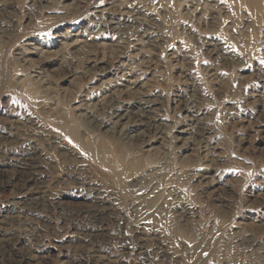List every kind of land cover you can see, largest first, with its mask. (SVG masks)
Masks as SVG:
<instances>
[{"label":"rangeland","instance_id":"obj_1","mask_svg":"<svg viewBox=\"0 0 264 264\" xmlns=\"http://www.w3.org/2000/svg\"><path fill=\"white\" fill-rule=\"evenodd\" d=\"M0 247L264 264V0H0Z\"/></svg>","mask_w":264,"mask_h":264},{"label":"bare ground","instance_id":"obj_2","mask_svg":"<svg viewBox=\"0 0 264 264\" xmlns=\"http://www.w3.org/2000/svg\"><path fill=\"white\" fill-rule=\"evenodd\" d=\"M113 111V110H112ZM140 115V122H143V124L144 125H146V127L148 128V129H150L153 125H154V123H153V116H150L149 114H145V113H140L139 114ZM113 116H116V113H114L113 114ZM122 118V117H121ZM156 118V117H155ZM142 120V121H141ZM93 121V120H92ZM95 121V120H94ZM155 126V125H154ZM160 126V125H159ZM68 128V131H69V133L70 134H74V127L73 126H67ZM156 127V126H155ZM181 127V126H180ZM156 129V128H155ZM191 129H193V128H191ZM151 130V129H150ZM181 130V129H180ZM187 131H190L188 128H186V129H184V130H182L181 132L182 133H185V132H187ZM192 131V130H191ZM151 133V132H150ZM190 133V132H189ZM191 134H193V132H191ZM156 135V134H155ZM192 136V135H191ZM200 137V136H199ZM152 138V137H151ZM193 139V138H192ZM26 152V151H25ZM105 156V154L104 153H101V154H99V156ZM29 158V157H28ZM29 160V159H28ZM117 161V160H116ZM116 165V162H114L113 163V165ZM26 165V164H25ZM24 166V165H23ZM20 177V176H19ZM29 179V178H28ZM24 181H25V178H24ZM22 182V181H21ZM15 183V182H14ZM99 206V205H98ZM95 208H97V207H95ZM99 210V209H98ZM93 213V215H95V216H97V215H99V213H98V211H94V212H92ZM85 214V213H84ZM1 248V247H0ZM4 249V248H3ZM7 251V250H6ZM10 252V251H9ZM6 257V256H5ZM7 258V257H6ZM11 259V258H10ZM7 260V259H6ZM9 260V259H8ZM7 260V261H8ZM14 261V260H13ZM6 263V262H5Z\"/></svg>","mask_w":264,"mask_h":264}]
</instances>
